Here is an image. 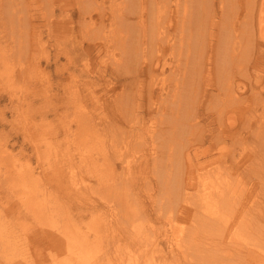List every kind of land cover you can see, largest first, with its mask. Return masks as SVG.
<instances>
[{
	"label": "rangeland",
	"instance_id": "1",
	"mask_svg": "<svg viewBox=\"0 0 264 264\" xmlns=\"http://www.w3.org/2000/svg\"><path fill=\"white\" fill-rule=\"evenodd\" d=\"M93 1L100 2L102 9L100 3L91 4ZM155 1L149 4L150 12H142L151 30L148 38L178 36L181 25L177 27L173 19L177 0ZM195 1L190 2L193 7ZM255 1L199 0L196 10L202 19L198 18L195 26L202 30L195 34L189 51L168 49L166 64L164 54L159 61L162 45L156 44L153 54L143 53L145 44L139 45L141 65L134 61L138 57L133 59L127 45L124 51L121 43L114 49L111 39L117 29L112 5L114 14L128 15L125 6L119 7L121 0L114 4L113 0H26L23 22L31 21L35 29L31 42L18 35L19 25L16 30L11 27V21L15 24L17 20L10 21L7 13H1L0 175L9 177H0V227L6 234L14 226L22 234L15 216L26 215L27 210L22 205L18 209V195L31 196L37 202L60 203L74 215L78 208L82 232L92 235L91 241L96 232L97 242L104 245L101 249L118 264L128 263V252L160 264H190L196 258L185 253L192 250L193 237L203 242L204 235L212 233L213 246L224 248L233 233H248L249 229L255 238L248 244L251 256L257 259L255 264H264V38L258 32L261 0H257V7ZM84 6L88 11L82 14ZM9 7L1 10L12 9ZM131 8L138 12L135 6ZM231 12L237 16L234 24L240 35L236 42L240 41L238 47L243 49L234 65L225 59L221 62L232 30L221 27L220 21ZM156 16L161 17L158 22ZM15 39L14 47L12 43L6 46L7 40ZM10 51L7 64L3 57ZM153 56L160 63H151ZM119 61H124L120 70L114 69ZM133 63L140 66L135 69ZM228 81L240 87L235 95L226 92ZM122 92L125 99L130 93L135 97L122 105L117 97ZM240 103L243 105L238 107ZM116 107L119 110L113 123ZM233 109L238 110L240 122L235 131L225 120ZM18 110L23 114L14 122ZM92 111L99 115L94 116L98 124L92 120ZM220 112L225 113L224 124L218 118ZM102 129L107 136L99 134ZM85 136L94 144V154H106L110 163L115 158L113 173L123 191L116 203L102 193L84 190L85 184L96 181L92 173L79 182L76 179L77 184L72 177L81 172L84 160L74 142ZM193 152L198 156L191 159ZM241 157L244 160L234 166V159ZM6 166L9 172H5ZM50 192L56 193L54 197ZM212 198H220V203L212 205ZM95 201L100 205L90 214L88 209ZM179 203L185 212L177 210ZM19 223L24 228L23 221ZM123 231L127 233L120 243L121 251H127L124 254L115 250ZM233 263L253 264V260L235 256Z\"/></svg>",
	"mask_w": 264,
	"mask_h": 264
},
{
	"label": "bare ground",
	"instance_id": "2",
	"mask_svg": "<svg viewBox=\"0 0 264 264\" xmlns=\"http://www.w3.org/2000/svg\"><path fill=\"white\" fill-rule=\"evenodd\" d=\"M41 1L43 2L45 0H41ZM46 1L49 2L50 0H46ZM56 1L53 0L52 3L56 2ZM116 1L117 0H113V4ZM152 1H154V0H121L119 7L121 8V6H125L126 11L128 12L127 13L128 15L125 14L123 16H118V15L114 14L113 5H112V7L110 6L112 9L113 18L115 17L113 20V25H115L116 29H117V31H114V36L111 39L113 41L112 45L114 46V49L116 48V46L120 47V43L122 45V50L125 49V46L127 45L128 49L131 48L130 49L131 50V56L133 57V59L135 57H138V58H136L137 60H134V61L136 63L139 61L140 65H141V63H140L139 59L142 58L143 54H141V53L137 54V52H138L137 48L139 45L143 46L145 44L144 47H141L143 53L147 51L148 53H152V54L155 51L154 46H156V44L158 46L162 45V51L160 50L162 54H161V59H159V61H163V54H164L165 60L163 61V64H166L167 63V59H166L167 57L165 56V54H166V51L168 49L169 50L171 49V51H172V50H176L177 48H180V50H181V48H182V49H187V51H189V45L194 43L195 34H198L199 31L202 30V28L198 27V25L195 26V23L198 21V18L201 17L198 15V11L196 10L199 0H197V2L195 1L197 3V5L195 7H193L191 4L192 0H180V1L177 0V3H176V9L177 10L174 12L173 19L175 20L177 27L181 25L178 36L177 35L172 36L171 34L170 35H165V34L161 35L160 34L161 36H157V34H155L157 37H155V39L153 38V41H152V38H150V39L148 38V35H149L148 33L151 31L150 27L147 26V24H146L147 20L144 17V14L142 13L143 9H144L145 13L150 12V11H148L149 10L148 7H149V4L152 3ZM221 1H223V0H221ZM230 1H233V0H230ZM235 1L239 2V0H235ZM5 3H7L8 5H4ZM27 3L28 2H26V0H20V3H18L17 1H9V0L3 1V0H1L0 10L2 9L3 6L9 7V5H10L9 9L11 7H12V9L7 10L5 12H4V10L3 11L1 10L0 14L1 13H4V14L7 13L6 17H9L10 21L11 20H17L15 24L13 23L14 21H11V25H12L11 27H13V30H16L15 29L16 24L19 25L20 27H18V28L20 30L18 31V35H20L21 37H24V41H26V42L30 41L31 42L35 38V35H34L35 29L33 26H31L29 24V23H31V21L27 20L26 22H23V20H26L24 15H25V12L28 10ZM92 3H94V5L96 6L100 2L93 1V2H91V4ZM221 3L224 4L223 9H226L224 7V6H226L225 2H221ZM231 3H235V2H231ZM256 3H257V0L254 3V7L256 6ZM130 5H131V7L135 6L137 8L138 12H134V11H136V9L131 8ZM165 5H167V4H165ZM182 5H184V9L180 8ZM151 6H152V4H151ZM258 6H259L258 32L264 38V0H261ZM100 7H101V3H100ZM209 7H211V6H209ZM64 8H66V7H64ZM96 8H97V10H99L98 7H96ZM104 8L105 7H103V9ZM101 9H102V7H101ZM204 9H202V10L204 11ZM211 10H213V9H211ZM81 11H83V12H81L82 14H85L86 13L85 11H88L87 7L84 6ZM165 11H167V10H165ZM194 11H196L197 14H195ZM205 11H207V10H205ZM103 12H105V11L103 10ZM213 12L214 11H212V14H213ZM224 12H225V10H224ZM164 14H165V12H164ZM208 14H210V13H208ZM102 15H104V14H102ZM235 16H236L235 12H231V14H229V15H223L222 21H220L221 27L232 30V37L229 39L230 45L228 46L230 51H229V49L228 50L225 49V52H222L223 54H221V56H222L221 62L223 59H225L233 65L235 64V59L238 58L237 55L240 56V53H238L239 50L243 51V49L241 50L239 48L241 45V42L240 41L236 42L237 38L239 37L240 34L236 32V30L237 29L239 30V28L235 27V24H234V21H235L234 17ZM2 18H5V16L2 15ZM158 18L156 16V21L158 20ZM0 19H1V17H0ZM160 19H161V17H160ZM200 19H202V18H200ZM149 20H150V18H149ZM167 20H168V18H167ZM116 21L121 22L120 25ZM153 21H154V19H153ZM208 21L210 22V19ZM2 24H3V22H2ZM150 25H151V23H150ZM162 25H164V24H162ZM207 25H208V23H207ZM231 25H233V26H231ZM3 26L7 27L8 25L5 26L3 24ZM22 26L24 27V29L21 28ZM151 27H153V26H151ZM155 28H157V27H155ZM157 30H158V28H157ZM2 32H4V31H2ZM223 32L224 31H222V33ZM12 33L13 32H11V36L14 35ZM155 33H157V32H155ZM141 34H143V35H141ZM233 34L234 35L236 34L234 40H233ZM253 34H254V32H253ZM142 36H145V37H142ZM7 37H8V35H7ZM117 37H121L122 39L118 40ZM146 37H147L148 41L145 40ZM5 38H6V36H5ZM228 38L229 37H227V39ZM12 39L13 38H11V40ZM17 40L16 39L13 41L7 40L6 46L11 45V43H12V46L14 47L15 46L14 41H17ZM149 41L154 42L155 45L150 43ZM219 41H221V39H219ZM19 43H23V41L19 40ZM222 44L225 45L224 42H222ZM238 45H239V47H238ZM242 46H243V44H242ZM42 47H44L43 44H42ZM4 48H1L2 55H3V49ZM94 51H95V49H94ZM222 51H223V49H222ZM134 53H136V55H133ZM178 53L181 56V52L178 51ZM8 55H12L11 51L3 57L4 61L7 64L10 63L8 60L9 59ZM217 55H219V54H217ZM131 56L129 57L130 59H132ZM154 56L151 57L150 62L151 63L159 62V61H157L158 57H154ZM127 60H128V58H127ZM127 60H124V61H127ZM123 62H120V61L116 62L115 66L113 65L114 69L120 70L119 66L121 67V63H123ZM134 64L135 63L132 64L133 68L135 67V69H136L137 68L136 66H138V65L134 66ZM25 68H23V72L26 74ZM127 68H128V66H127ZM137 70H139V72H140V68ZM110 71H112V69H110ZM128 71H129V69H128ZM130 71H131L130 74L135 72L134 69H132ZM222 75H224V74H222ZM137 78H138V76H137ZM88 83H89V81H88ZM219 84H220V81H219ZM226 86H227L226 92L229 94H234V95L237 93L236 89L240 88L239 86L233 85V83L230 84V81H228V84ZM222 89H223V87H222ZM134 90L135 89H133V91ZM92 94H95L94 90H92ZM125 95H126L125 92H122L121 94L119 93V95L117 96L121 100L122 105L126 100L133 99L135 97V96L131 95V93H130L129 97L127 99H125V97H124ZM85 98L87 99L88 96L85 95ZM115 105H117V103ZM241 105H243V103H240L238 105V107ZM95 108H98V106H96ZM95 108H94V110H95ZM117 110H119V108H117V107H116V110L115 109L113 110V114H114V115H112V122L113 123L115 121V112ZM237 111H238L237 109L236 110L233 109L231 112H227V114H226L227 118H225V120L228 121V123L230 124V126H231L230 130L235 131L239 127L240 122L238 121V117L236 115ZM21 112H20V110L17 111L16 116H14V117H16V118H14V122H17L18 119L20 118V116L23 114ZM92 113H93L92 120H94L95 123L98 124V122L96 121V119L94 117L96 114L98 115V113L96 112V114H95L93 111H92ZM222 113L223 112L219 113L218 118H219L220 122L222 124H224L223 117H225V113H223V114ZM100 116H103V114L100 113ZM106 116H110V115L107 114ZM223 128H225V127L223 126ZM95 131L97 132V129H95ZM122 131L127 132V130H125V129ZM226 131H227V129H226ZM118 132L119 131H117V133ZM99 134L101 136H107L108 132L106 133V130L102 129ZM87 138H88L87 136L82 137V138L78 137L79 141L74 142V147L76 148L75 150L80 149V150H78V153H79L80 157L84 158V160H83V169H80L81 172H77V173L72 174V177L75 178V182H76V179L79 182V180L84 178V176H86L87 173H92L91 176L96 181L94 183L85 184L88 186H86V188L84 187V190L85 189H92L93 192H95L96 194H99V195H101V193H102L104 196H106L109 199V201L111 203H116L120 199V195L123 194V191L120 190V185L117 184L116 180H115V175H114L115 172L113 171L114 165H115V158H113V162L110 163V162L106 161V160H109L106 154L100 153L101 156L94 154L93 153L94 149H95L94 144L91 143L90 141H88ZM197 156H198V154L196 156H194V152H193V156L190 158L194 159V158H197ZM246 157L248 158L250 156H246ZM260 157L261 156L256 157V159H260ZM101 160L106 161V163L104 165L99 164V161H101ZM243 160H244L243 157L235 158L234 159V163H235L234 166L241 163ZM0 165H1V160H0ZM9 169L10 168L8 166H6L5 172H9L10 171ZM1 172L2 171L0 170V174H1ZM0 177H5L7 179L9 176L6 177L4 174H2V175H0ZM186 179H189V177H187ZM76 184H77V182H76ZM15 185H17V184H15ZM20 185L23 187L25 184L20 183ZM9 188H10V186H9ZM24 192L26 193L25 190H24ZM53 194H56V193L50 192L49 196H53ZM82 194L84 195V193H82ZM210 195L212 196V193H210ZM220 195H222V194H220ZM28 197L32 200H30L29 198L26 199L24 196L18 195V201L20 204L18 209L20 210L22 208V206H24L25 209L27 210L26 215H22V216L16 215L15 216L16 223L21 225L22 234L16 232V226L12 227L11 231L7 234H6V230L0 227V230L3 232V233H0V246H1L0 247V253H1L0 259L2 260V258L4 257V261L1 262V260H0V264H39L40 262H43L45 264H118L114 257H112V259H111V257L107 255V251L101 249L104 245L97 242L96 232H94V234H93L94 238L92 241L90 240V237L92 235L90 236L87 234V232H82V230L79 227L78 221H77V219L80 215V210L78 208H76V210H77L76 212L78 214L74 215L70 211V209L63 210L62 207L60 206V203H56L55 201L52 204H47L46 200H40L39 202H37L31 196H28ZM219 199L220 198L213 199L210 201H212V205H213V202H215V204H218V202L220 203ZM105 202H106V204H109V202L107 200H105ZM99 205H100V203H98L97 201L93 202L92 206L88 209V212L89 213L91 212L92 214H94L95 210L99 207ZM48 207H50L49 210L46 209ZM184 207H185L184 205H181L179 203L177 210L179 212L180 211L185 212V210H187V209H185ZM1 212L2 211H0V213ZM59 213H60V216H59ZM8 214L10 215L9 212H8ZM8 214H2V215L4 217H6V216H8ZM18 217H20L19 220H18ZM21 221H23V223H24V228H23V225L21 223H19ZM7 222L10 223V221H7ZM10 225H11V223H10ZM244 227H246V226H244ZM249 233H251V229H249L248 233H244V232H240L238 234H237V232L233 233L232 237L227 241V245L224 246V248H219V247L213 246V242H212V240H210L214 237L212 235V233H208V235H204L205 237H204L203 242H201L197 238L193 237L194 242L191 244L192 250L190 249L185 254L191 253L192 258H196V261H193V263H190V264H234L233 261H234L235 256H238L239 258H246L247 261H249L251 258L253 260V264H255L257 259L254 258L253 256H251V254L253 252L251 251V249L248 248V244L253 242V240L255 238L253 235H249ZM120 236H121V238L117 241L118 245L115 248V250L118 253H120V251H121L120 243L122 242L123 239H125L127 237V233H124V231H123ZM41 241H48V242L42 243ZM46 244H48L49 247H45ZM126 252L127 251L124 249L121 251L122 254H124ZM128 253H129V261L127 264H160L159 262H155L154 259L141 258V257H138V254H137V256H134V254H132L130 252H128ZM30 256L37 257L36 261L32 260L30 258ZM187 260L189 261V259H187Z\"/></svg>",
	"mask_w": 264,
	"mask_h": 264
}]
</instances>
